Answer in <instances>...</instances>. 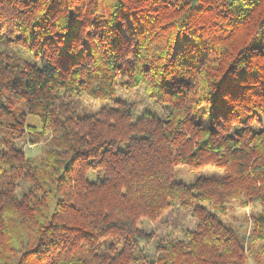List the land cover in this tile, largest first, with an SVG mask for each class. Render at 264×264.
<instances>
[{
	"label": "trees",
	"instance_id": "trees-1",
	"mask_svg": "<svg viewBox=\"0 0 264 264\" xmlns=\"http://www.w3.org/2000/svg\"><path fill=\"white\" fill-rule=\"evenodd\" d=\"M119 90L141 92L143 110ZM87 98L100 107L85 112ZM233 201L258 208L249 233L223 219ZM174 208L195 225L145 226ZM255 254L264 0H0V264Z\"/></svg>",
	"mask_w": 264,
	"mask_h": 264
},
{
	"label": "rangeland",
	"instance_id": "rangeland-1",
	"mask_svg": "<svg viewBox=\"0 0 264 264\" xmlns=\"http://www.w3.org/2000/svg\"><path fill=\"white\" fill-rule=\"evenodd\" d=\"M118 95L121 96L123 99L133 102V104L136 107L135 109L136 114L140 110H143V107L145 105V100H143L144 98L141 92L128 93L124 90L123 91L119 90ZM85 105H86L85 112H88L89 110H97L100 107V102L91 98H87L85 101ZM152 110L158 112L159 109L154 107ZM35 147L36 149L33 152L35 155H38L44 151L46 145L43 143ZM212 170L213 169L204 170L203 173L206 174V172H211ZM183 175L188 177H193L196 176V173L183 171ZM257 210L258 208L257 209L245 208L240 204V202L233 201L228 205L227 212L223 214V219L229 222L231 225H233L236 228V230L239 232V234L242 235L245 232L249 233V228L251 227V222H252V212L256 213ZM194 225H195V219L191 216L190 211H186L180 208H174V210L172 209L171 211H168L165 214H163L157 221L150 222L145 226L148 227L149 230L155 229L156 232L160 235H167L171 232L174 233V235H179L181 234V231L184 228L193 227ZM254 256H256V254L249 256L248 264H264V262H261V260L260 261L257 260V258H254Z\"/></svg>",
	"mask_w": 264,
	"mask_h": 264
}]
</instances>
